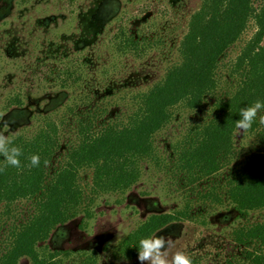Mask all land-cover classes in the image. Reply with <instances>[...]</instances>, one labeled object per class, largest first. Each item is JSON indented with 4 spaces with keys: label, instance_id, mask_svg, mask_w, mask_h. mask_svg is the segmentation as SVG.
I'll return each mask as SVG.
<instances>
[{
    "label": "rangeland",
    "instance_id": "1",
    "mask_svg": "<svg viewBox=\"0 0 264 264\" xmlns=\"http://www.w3.org/2000/svg\"><path fill=\"white\" fill-rule=\"evenodd\" d=\"M203 2L0 0V131L10 140H30L55 127L50 176L87 129L98 134L105 126L127 124L140 97L180 63L181 41ZM253 4L260 9L264 0ZM120 32L133 38L136 51L120 50ZM255 32L251 21L219 59L217 88L200 108L180 104L170 110L171 120L153 136L150 155L138 160L140 176L129 189L97 191L93 170H79L82 204L45 243L68 253L61 264H139L137 256L119 255L121 243L151 216L178 212L188 217L153 235L172 239L169 260L177 251L193 264H253L254 254L264 256V246L235 240L241 229L264 223V209L241 214L227 196L232 176L263 150L258 130L244 136L235 131L233 153L215 175L187 170L182 158L196 131L215 116V103L234 92L237 58ZM257 120V129L263 128ZM34 213V198L0 205V257L13 230ZM19 264L30 263L24 258Z\"/></svg>",
    "mask_w": 264,
    "mask_h": 264
},
{
    "label": "trees",
    "instance_id": "2",
    "mask_svg": "<svg viewBox=\"0 0 264 264\" xmlns=\"http://www.w3.org/2000/svg\"><path fill=\"white\" fill-rule=\"evenodd\" d=\"M251 21L256 32L237 58L235 74L239 82L234 92L215 103V116L196 131L182 157L187 170L194 169L205 177L215 175L233 153L240 109L264 101V7L255 8L253 0H204L181 41L180 63L140 97L139 107L127 124L105 126L98 134L87 129L67 154L64 165L50 176L47 166L56 152L55 127L40 131L30 140H11V146L22 151L21 168L6 166L0 155V168L5 169L0 172V205L34 198L35 213L13 230L0 264H19L24 258L30 264H61V257L68 253L52 251L45 243L58 226L75 217L82 204L83 193L77 184L79 170H93L97 191H125L134 185L140 176L138 160L152 152V138L171 120L170 110L180 104L198 109L206 96L215 92L219 59L241 38ZM115 38L119 39L120 50H137L133 38L123 32ZM257 128L258 120L251 130H258L263 150L247 159L227 188L228 199L241 214L264 209V127ZM32 155L40 157L39 167L29 166ZM186 217L183 212L151 216L121 243L119 255L135 258L141 239ZM235 240L246 246H264V223L241 229ZM252 262L264 264V256L254 254Z\"/></svg>",
    "mask_w": 264,
    "mask_h": 264
},
{
    "label": "clouds",
    "instance_id": "3",
    "mask_svg": "<svg viewBox=\"0 0 264 264\" xmlns=\"http://www.w3.org/2000/svg\"><path fill=\"white\" fill-rule=\"evenodd\" d=\"M264 101L257 100L250 106L240 109V118L235 122L238 135H246L252 128L253 123L259 116V123L264 125ZM12 141L2 131H0V155L4 157L6 166L21 168L20 156L22 151L19 147L11 146ZM30 167H39L40 157L32 155L29 157ZM47 164V161H45ZM5 169L0 168V172ZM173 241L165 236H152L139 241L137 259L139 264H193V260L185 252L177 251L168 259L167 249L172 247Z\"/></svg>",
    "mask_w": 264,
    "mask_h": 264
}]
</instances>
